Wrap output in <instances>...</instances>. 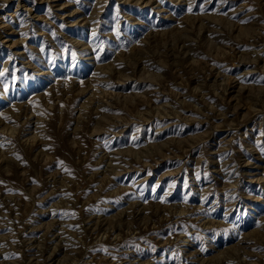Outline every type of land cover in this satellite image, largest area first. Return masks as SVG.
Returning <instances> with one entry per match:
<instances>
[{
    "label": "rangeland",
    "instance_id": "rangeland-1",
    "mask_svg": "<svg viewBox=\"0 0 264 264\" xmlns=\"http://www.w3.org/2000/svg\"><path fill=\"white\" fill-rule=\"evenodd\" d=\"M0 264H264V0H0Z\"/></svg>",
    "mask_w": 264,
    "mask_h": 264
}]
</instances>
